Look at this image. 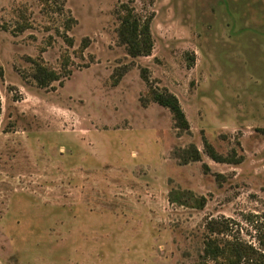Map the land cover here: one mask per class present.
<instances>
[{
    "label": "rangeland",
    "instance_id": "1",
    "mask_svg": "<svg viewBox=\"0 0 264 264\" xmlns=\"http://www.w3.org/2000/svg\"><path fill=\"white\" fill-rule=\"evenodd\" d=\"M122 4L150 56L119 42ZM34 62L60 80L39 87ZM0 96V264H197L222 217L259 245L264 0H0Z\"/></svg>",
    "mask_w": 264,
    "mask_h": 264
},
{
    "label": "trees",
    "instance_id": "2",
    "mask_svg": "<svg viewBox=\"0 0 264 264\" xmlns=\"http://www.w3.org/2000/svg\"><path fill=\"white\" fill-rule=\"evenodd\" d=\"M119 13H122V15L119 16L118 39L125 46L127 54L132 58L150 56L154 47L150 19H141L134 13L133 9L125 4L120 6ZM32 76L41 88H47L60 80L59 75L54 70L39 62H34ZM144 79L148 81L146 76H144ZM149 94L154 103L172 113L176 128L188 131V120L174 94L168 90L157 88H150ZM1 113L0 96V118ZM204 146L208 156L217 163L239 164L241 162L234 157L224 158L218 155L207 142L204 143ZM181 157L183 164L197 162L201 158L198 149L194 145L184 149L179 158ZM205 202L203 197L196 200L198 208H203ZM236 225L234 221L224 217L207 220L203 249L198 255L197 264H264V227H255L259 244L256 247L241 237V230H236Z\"/></svg>",
    "mask_w": 264,
    "mask_h": 264
}]
</instances>
